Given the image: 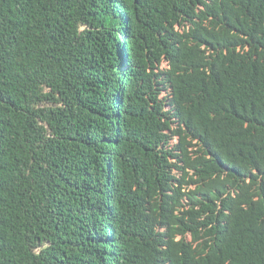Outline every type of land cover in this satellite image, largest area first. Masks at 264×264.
I'll return each instance as SVG.
<instances>
[{
	"label": "trees",
	"instance_id": "1",
	"mask_svg": "<svg viewBox=\"0 0 264 264\" xmlns=\"http://www.w3.org/2000/svg\"><path fill=\"white\" fill-rule=\"evenodd\" d=\"M0 264H264V0H0Z\"/></svg>",
	"mask_w": 264,
	"mask_h": 264
}]
</instances>
